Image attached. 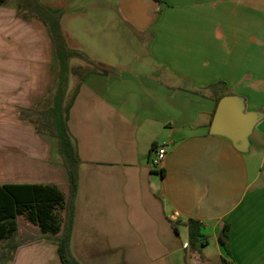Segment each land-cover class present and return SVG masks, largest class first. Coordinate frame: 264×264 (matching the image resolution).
<instances>
[{"label":"crops","instance_id":"0c3cea01","mask_svg":"<svg viewBox=\"0 0 264 264\" xmlns=\"http://www.w3.org/2000/svg\"><path fill=\"white\" fill-rule=\"evenodd\" d=\"M100 9L113 17L85 20L73 36L74 49L111 68L85 75L70 112L82 158L74 256L81 264H264V0H105ZM57 81L48 25L20 4H0V183L56 184L68 199L57 139L22 113ZM225 86L243 111L260 115L243 147L210 131ZM162 144L156 169L152 149ZM191 217L206 241L196 249ZM17 222L19 242L0 264H64L53 237L23 214ZM225 223L230 256L219 240Z\"/></svg>","mask_w":264,"mask_h":264},{"label":"trees","instance_id":"16d2710c","mask_svg":"<svg viewBox=\"0 0 264 264\" xmlns=\"http://www.w3.org/2000/svg\"><path fill=\"white\" fill-rule=\"evenodd\" d=\"M6 0H0L4 4ZM25 9L42 19L50 30L56 48L58 66V81L48 99L41 105L23 111V116L34 121L37 128L44 133L54 136L58 142V150L63 159L70 183V195L66 199L63 191L56 184L43 183H0V256H11L18 240L17 216L23 214L28 220L38 224L42 232L53 237L58 242V251L64 264H81L71 249V232L75 209V197L79 185L80 165L82 158L78 141L69 126L72 105L79 91L81 82L89 72L109 73L106 67L90 58L81 50L68 46L58 13L50 10L39 0H24ZM78 57L86 62V66H72L71 59ZM78 75L80 80L70 91L71 76ZM217 86L213 83L210 87ZM227 94H234L227 86L217 98L219 100ZM66 211V216L63 211ZM174 228L177 233V224ZM202 221L189 218L190 246L198 248V242L203 245L206 241L200 239ZM230 224L225 223L219 233V240L230 256L228 248Z\"/></svg>","mask_w":264,"mask_h":264},{"label":"rangeland","instance_id":"374dc122","mask_svg":"<svg viewBox=\"0 0 264 264\" xmlns=\"http://www.w3.org/2000/svg\"><path fill=\"white\" fill-rule=\"evenodd\" d=\"M7 1L9 4H20L24 12H29V10L27 9L24 10L26 6L24 0ZM39 2L47 6L50 10L58 13L62 29L67 40V44L71 48H77L73 36L76 32H78V30L82 31L81 28H84V26H82V23H84L85 20L98 22L100 20L113 17L110 16L106 11L100 9L101 6L104 5L105 0H39ZM79 24L81 25L79 26ZM68 35L69 37H67ZM138 50L140 51V49ZM126 62L128 66H138L137 63H135L131 58ZM73 79L74 80H71L70 91L72 90L73 85L78 80V77L75 76V78Z\"/></svg>","mask_w":264,"mask_h":264},{"label":"water","instance_id":"95a60500","mask_svg":"<svg viewBox=\"0 0 264 264\" xmlns=\"http://www.w3.org/2000/svg\"><path fill=\"white\" fill-rule=\"evenodd\" d=\"M259 117L256 111H243L237 95L227 94L218 102L210 131L226 135L238 147H243Z\"/></svg>","mask_w":264,"mask_h":264},{"label":"built area","instance_id":"2783aa9c","mask_svg":"<svg viewBox=\"0 0 264 264\" xmlns=\"http://www.w3.org/2000/svg\"><path fill=\"white\" fill-rule=\"evenodd\" d=\"M167 155L166 145H156L152 149L151 164L154 168L159 169Z\"/></svg>","mask_w":264,"mask_h":264}]
</instances>
